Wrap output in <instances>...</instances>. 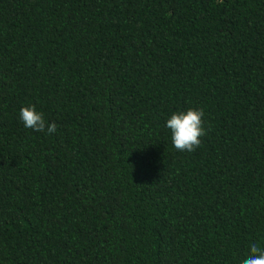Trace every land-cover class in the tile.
I'll return each instance as SVG.
<instances>
[{"label": "trees", "instance_id": "obj_1", "mask_svg": "<svg viewBox=\"0 0 264 264\" xmlns=\"http://www.w3.org/2000/svg\"><path fill=\"white\" fill-rule=\"evenodd\" d=\"M189 108L208 133L179 152ZM252 243L264 0H0V264H242Z\"/></svg>", "mask_w": 264, "mask_h": 264}, {"label": "clouds", "instance_id": "obj_2", "mask_svg": "<svg viewBox=\"0 0 264 264\" xmlns=\"http://www.w3.org/2000/svg\"><path fill=\"white\" fill-rule=\"evenodd\" d=\"M19 116L26 128L48 135L57 132V124L49 123L42 111H37L35 105L20 109ZM205 111L189 108L186 112H176L167 120L166 126L172 132V143L179 152H195L202 144V137L206 136ZM242 264H264V248L257 243L249 246V252Z\"/></svg>", "mask_w": 264, "mask_h": 264}]
</instances>
